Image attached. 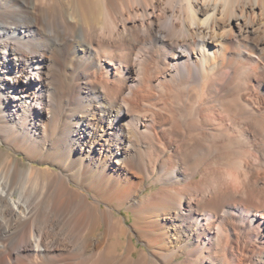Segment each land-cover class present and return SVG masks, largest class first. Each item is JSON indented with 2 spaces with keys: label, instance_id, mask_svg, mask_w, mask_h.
I'll return each mask as SVG.
<instances>
[{
  "label": "bare ground",
  "instance_id": "6f19581e",
  "mask_svg": "<svg viewBox=\"0 0 264 264\" xmlns=\"http://www.w3.org/2000/svg\"><path fill=\"white\" fill-rule=\"evenodd\" d=\"M0 138V264H264V0H0Z\"/></svg>",
  "mask_w": 264,
  "mask_h": 264
},
{
  "label": "rangeland",
  "instance_id": "374dc122",
  "mask_svg": "<svg viewBox=\"0 0 264 264\" xmlns=\"http://www.w3.org/2000/svg\"><path fill=\"white\" fill-rule=\"evenodd\" d=\"M11 153L13 154L14 156H16L17 158L20 159V163L22 166H30V165H36V166H40V167H43L45 169V172H47V169H57L56 166L52 165V164H49L47 162H39V161H32V160H29L28 157L22 153V152H18V151H15L14 149L10 148L9 145H7L6 143H4L1 138H0V159H3L4 156L7 154V153ZM115 213L117 215H120L122 217H125L127 219V222L128 223H131L132 219H133V213L127 208V207H123L121 209H115ZM104 228H102L103 230ZM134 240L136 242V245L139 247V248H142V247H146L141 241L138 240L137 237L134 236ZM94 245V243H92ZM92 245L91 248H93L94 246ZM94 249V248H93ZM136 255L138 254V252L135 253Z\"/></svg>",
  "mask_w": 264,
  "mask_h": 264
}]
</instances>
